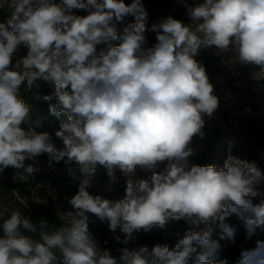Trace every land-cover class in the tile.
<instances>
[{
    "label": "clouds",
    "instance_id": "clouds-1",
    "mask_svg": "<svg viewBox=\"0 0 264 264\" xmlns=\"http://www.w3.org/2000/svg\"><path fill=\"white\" fill-rule=\"evenodd\" d=\"M180 3L189 22L158 17L150 29L157 42L145 47L149 14L143 0H0V7L13 9L0 23V172L22 169L14 179L26 181L38 169L24 161L47 153L56 162L75 161L86 176L68 199L70 209L59 228L10 210L0 225V264H189L194 253L196 264H227L216 259L220 244L211 239L210 225L218 222L230 238L234 229L225 221L233 214L249 235L264 226V201L250 199L258 195L254 185L264 179L254 162L231 154L223 167L188 159L193 137L203 136V117L219 106L195 57L207 48L217 54L233 51L238 63L257 69L254 79L264 78V0ZM73 9L87 14H73ZM128 15L134 22L118 32L114 21ZM116 40L121 43L113 45ZM99 45L105 47L98 51ZM41 80L51 91L34 99L48 102L58 119L67 115L55 132L61 149L48 132L35 130L41 122L32 120L30 105L20 96L22 88H39ZM161 164L163 170L157 171ZM98 165L112 182L117 169L127 177L123 199L88 191ZM138 168L150 175L135 178ZM89 213L106 219L112 232L119 229L123 239L114 238L124 245L135 239L134 232L163 228L169 220L183 219L194 227L172 249L125 246L117 259L98 249ZM200 224L207 226L195 230ZM25 233H38L39 239ZM236 264H264V241L242 250Z\"/></svg>",
    "mask_w": 264,
    "mask_h": 264
},
{
    "label": "trees",
    "instance_id": "trees-1",
    "mask_svg": "<svg viewBox=\"0 0 264 264\" xmlns=\"http://www.w3.org/2000/svg\"><path fill=\"white\" fill-rule=\"evenodd\" d=\"M128 1L131 2V0ZM55 2L62 3V0H55ZM148 2L149 4L153 3L151 0ZM161 7L163 8L162 12L166 11L167 7L169 15L189 22L180 0H168L166 5ZM146 9L149 15L144 33L145 47H151L157 42L156 33L150 30L151 25L157 21L158 17H161L162 12L159 13L157 9L153 10L149 7ZM12 11L13 9L8 4L0 7V23H6ZM72 13L87 14L81 9H73ZM131 22H134V17H125L122 22L114 21L117 30ZM119 43H121L119 40L112 41L113 45ZM104 47V45H99L97 50L100 51ZM24 51L21 49V54ZM195 59L204 65L209 81L214 86V94L219 98V106L214 112L215 117L211 118L207 115L203 117L205 121L202 130L203 136H194L189 145L193 151V155L188 158L190 163L202 166L215 164L218 167H223L224 161L231 154L249 163L254 162L264 174V78L256 80L251 77L257 69L238 63L233 51L217 54L216 50L201 49ZM38 83L40 87L32 91H25L22 88L20 96L30 105L32 120L41 122L39 127L33 125L35 130L38 133L48 132L51 142L57 149H61L63 142L55 136V132L59 129L60 119L66 120L67 115L62 114L58 119L50 113L48 102L34 99L36 95L49 94L51 91L47 82L41 80ZM225 89L229 91V97H224ZM245 108L249 110V113L235 115L236 112ZM231 116L237 119L236 123L231 122ZM21 127L25 131L28 130L27 124H22ZM24 164L25 166L31 164L38 169L26 181L14 179L15 173L23 171L22 169L8 167L0 172V212L4 213V217H0V225H2L3 219L10 215V210L17 208L34 223L45 220L50 228L61 227L64 223L63 212L70 209L68 199L78 191L81 181L86 178L85 174L81 172V166L75 161L67 162V158L56 162L47 153L34 159H26ZM164 166L161 164L157 171L163 170ZM148 175H150L149 172ZM148 175L138 172L135 178L143 179ZM90 180L91 186L88 191L91 194L100 195L112 201L124 198L127 177L120 171H116L115 182H112L107 175V170L98 165ZM105 186L109 188L106 189ZM254 187L258 195L250 197V199L258 204L264 201V179ZM34 188L46 190L39 200L32 198L31 193ZM88 215L89 231L96 241L98 249L110 251L111 255L117 259L121 254L118 250L125 246L135 248L148 245L151 248L160 244L168 245L172 249L184 238L186 231L194 227L183 219L169 220L163 228L153 226L147 232L143 229L134 232L135 239L128 245H124L118 243L114 238L119 235L123 239L124 234L119 229L114 233L110 230L109 222L106 219L101 220L91 213ZM225 223L234 229V236L231 238L227 236L218 222L210 225L213 228L211 239L220 244L216 259H224L227 264H236L242 250L252 249L256 246V241L264 235V226L257 227L254 234L249 235L244 222L234 214L227 218ZM206 226L200 224L195 230ZM2 234V229H0V236ZM25 234L39 239L38 233ZM199 251L200 248L197 246V252ZM189 264H196V253L189 260Z\"/></svg>",
    "mask_w": 264,
    "mask_h": 264
},
{
    "label": "rangeland",
    "instance_id": "rangeland-1",
    "mask_svg": "<svg viewBox=\"0 0 264 264\" xmlns=\"http://www.w3.org/2000/svg\"><path fill=\"white\" fill-rule=\"evenodd\" d=\"M148 1L149 0H143V3L146 5L145 7H149L150 9H153V10L157 9L159 11V13H161L163 11V8L161 6L166 5V2L168 0H151V2H153L151 4H149ZM125 2L126 3H130L128 0H125ZM191 2H192V0H189V3H191ZM167 9L168 8L166 7V9H165L166 11H164V12L161 13L162 14L161 17H164V16H168L169 15V12L167 11ZM126 17L133 18L131 15H128ZM124 26H126V25H124ZM123 27H122V29H118V32H122ZM208 50H215V48H208ZM232 58H233V56H232ZM251 77H253V76H251ZM224 91H225V96L224 97H229V95H230L229 91L227 89H225ZM247 113H249V110L245 108L242 111L236 112L235 115L247 114ZM213 117H215V114H213L211 116V118H213ZM231 120H232L231 121L232 123H236V121H237V119L234 116H231ZM251 134H254V133L251 132ZM116 171H119V170L117 169ZM138 172H140L143 175H148V172H145L144 170H141V169L138 168L137 171H136V173H135V176L137 175ZM115 175H116V172H115ZM105 188L108 189L109 187L108 186H105ZM45 192H46V190H44L42 188L41 189L34 188V190L32 191L31 195H32V198L39 200L40 198H42V196L45 194ZM252 202H253V204H255L254 201H252ZM259 240L260 241H264V235H262Z\"/></svg>",
    "mask_w": 264,
    "mask_h": 264
}]
</instances>
